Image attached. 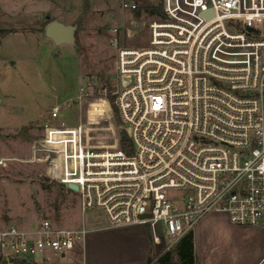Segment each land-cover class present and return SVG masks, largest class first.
Segmentation results:
<instances>
[{
  "label": "built area",
  "instance_id": "obj_1",
  "mask_svg": "<svg viewBox=\"0 0 264 264\" xmlns=\"http://www.w3.org/2000/svg\"><path fill=\"white\" fill-rule=\"evenodd\" d=\"M159 4L144 47L113 41L116 85L99 88L108 109L103 117L87 112L75 128L44 127L27 164L39 162L42 177L76 186L82 213L101 211L108 229L146 227L161 253L210 214L257 227L264 264V0ZM88 91L91 82L78 102ZM113 108L118 124H109ZM60 111L54 108L51 118ZM94 122L113 130L99 136ZM87 234L83 225L60 228L48 219L26 230L0 224V260L56 264Z\"/></svg>",
  "mask_w": 264,
  "mask_h": 264
},
{
  "label": "rangeland",
  "instance_id": "obj_2",
  "mask_svg": "<svg viewBox=\"0 0 264 264\" xmlns=\"http://www.w3.org/2000/svg\"><path fill=\"white\" fill-rule=\"evenodd\" d=\"M139 1L142 4L138 7L143 3L157 5L160 0ZM132 2L0 0V29L10 32L0 46L1 158L8 156L11 138L16 137L20 129L26 128L27 136L30 134L38 139L44 127L75 128L80 116L84 121L87 109L94 101L90 109L92 117H103L107 106L104 101L96 100L102 85L108 88L116 85L114 79L105 76L115 74L114 39L118 48H141L147 43V27L152 18L142 11L140 17H135L129 9ZM46 21L76 25L75 44L55 46L45 36ZM114 30L115 35L112 34ZM89 82L93 83V91H88V95L78 102L80 89ZM66 102H72L68 110L62 107ZM56 107L61 111L58 118L53 119L51 111ZM113 115L114 122L111 120L109 124H117L116 115ZM102 117L99 120H103ZM91 125L102 128L95 129L99 136L111 132L109 128L105 129L108 125L103 122ZM17 136L24 139L23 135ZM34 142L30 140L31 144ZM22 167L17 168L9 162L0 165V219L6 216L10 224L20 229H30L27 226L35 225L41 219H48L60 228H77L83 224L85 229L94 230L107 225L99 210L82 213L76 191L49 181L35 171L19 177L16 170ZM131 243L132 238L125 232H93L55 263L68 264L67 259L71 256L81 262L86 256L92 264L93 256H98V264H119V256H129ZM9 252L7 249L2 253Z\"/></svg>",
  "mask_w": 264,
  "mask_h": 264
},
{
  "label": "crops",
  "instance_id": "obj_3",
  "mask_svg": "<svg viewBox=\"0 0 264 264\" xmlns=\"http://www.w3.org/2000/svg\"><path fill=\"white\" fill-rule=\"evenodd\" d=\"M40 133H42V131ZM15 136L16 137L11 138V145L7 150L8 156L6 158H13L16 159V161L9 163L15 164L17 168L22 167L23 165L22 169L16 170L19 173V177L34 171L40 173L42 168L41 164L39 162L34 165L27 164V160L31 156L30 140H33V142L38 141L41 134L38 136V139L32 138L30 134L28 136L26 135L28 137H24L26 140L19 138L17 134H15ZM5 217L0 219V224L12 225L9 223V219L4 221ZM36 225L37 224L27 227L33 228ZM97 231H108L111 233L125 232L132 238L131 255L119 256V264H146L151 249H154L151 244L149 231L146 227L142 228L139 226L108 229L106 225L103 228L88 230L86 237ZM191 233H193V254L195 264H258L262 259V231L257 227L232 226L225 215L210 214L206 216L196 225ZM69 259L77 260L74 256H71ZM96 260L98 261V256H93L92 264H98L96 263ZM113 261L115 262L118 260ZM81 262L83 264H90L87 261L86 256H83ZM114 264H117V262Z\"/></svg>",
  "mask_w": 264,
  "mask_h": 264
},
{
  "label": "trees",
  "instance_id": "obj_4",
  "mask_svg": "<svg viewBox=\"0 0 264 264\" xmlns=\"http://www.w3.org/2000/svg\"><path fill=\"white\" fill-rule=\"evenodd\" d=\"M135 3L137 5V8L133 11V13H135V17H140L141 11L149 17H153L155 15L156 16L161 15L160 4L151 5L148 3H143L142 6L138 7V5L142 4L141 1L136 0ZM45 23L47 26L50 22L46 21ZM9 33H10L9 31L0 29V46L2 39L6 37ZM110 101H112L111 98ZM94 103L95 101L92 102L90 104V107L87 109V112L90 117H92L90 113V109L93 107ZM107 110L108 109L106 108L104 112H107ZM113 112L116 115L114 108H113ZM108 128L110 130H113V127L111 125H108ZM26 132L27 129L23 128L20 129V131L17 132V134L19 136L23 135V137L28 138L25 134ZM121 135L123 136L121 139V149L128 153L127 148L129 147V140L125 137L123 133H121ZM16 264H25V263L17 262ZM146 264H195L194 254H193V233H189L185 235L171 251L161 253L152 248L149 257L147 258Z\"/></svg>",
  "mask_w": 264,
  "mask_h": 264
},
{
  "label": "water",
  "instance_id": "obj_5",
  "mask_svg": "<svg viewBox=\"0 0 264 264\" xmlns=\"http://www.w3.org/2000/svg\"><path fill=\"white\" fill-rule=\"evenodd\" d=\"M131 1L135 2L136 0H131ZM76 29H77L76 25H64L59 22L52 21L45 27L44 32H45V36L50 41H52V43L55 46H60L63 44L74 45ZM105 76L110 79H115V75L105 74ZM68 189L72 191H77L76 186L73 185H69ZM7 220L8 218L5 217L4 221Z\"/></svg>",
  "mask_w": 264,
  "mask_h": 264
},
{
  "label": "bare ground",
  "instance_id": "obj_6",
  "mask_svg": "<svg viewBox=\"0 0 264 264\" xmlns=\"http://www.w3.org/2000/svg\"><path fill=\"white\" fill-rule=\"evenodd\" d=\"M98 100H100V99H97L96 101H98ZM101 101H104V100H101ZM105 102V101H104ZM106 104V103H105ZM107 106V105H106Z\"/></svg>",
  "mask_w": 264,
  "mask_h": 264
}]
</instances>
